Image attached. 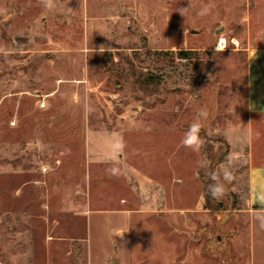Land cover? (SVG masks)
Instances as JSON below:
<instances>
[{
	"label": "rangeland",
	"instance_id": "374dc122",
	"mask_svg": "<svg viewBox=\"0 0 264 264\" xmlns=\"http://www.w3.org/2000/svg\"><path fill=\"white\" fill-rule=\"evenodd\" d=\"M247 42L264 45V0H0V264H102L97 213L127 195L123 161L160 172L173 217L202 225H181V264H264V213L240 212ZM200 108L197 154L180 141ZM229 159L223 198L191 213ZM140 217L132 261L156 264Z\"/></svg>",
	"mask_w": 264,
	"mask_h": 264
},
{
	"label": "crops",
	"instance_id": "0c3cea01",
	"mask_svg": "<svg viewBox=\"0 0 264 264\" xmlns=\"http://www.w3.org/2000/svg\"><path fill=\"white\" fill-rule=\"evenodd\" d=\"M245 110L248 126L246 128L247 140V165H246V182L247 194L245 205L240 212L250 214L264 213V149L256 151L252 149V143L256 138L262 136L258 129L264 128V45L245 44ZM262 125H257V121ZM264 137V136H262ZM258 140V139H257ZM261 143V142H260ZM264 143V139H262ZM117 157L121 158L117 153ZM122 160V159H119ZM123 164L124 181L127 184L126 196H120L115 206H110L107 213L100 210L97 214L106 215L108 221L101 224L105 229L99 235V244L101 250L102 264H140L141 262L132 261L130 252L131 243V219L132 214L141 215L134 221V225L145 227L144 232L152 231L147 227H158L157 234L153 239L157 242L159 250L156 264H181L178 248L181 225L185 229H199L196 222L192 224L188 220H182V223L173 217L174 214L182 216L183 210L174 208L169 204L168 199L171 194L165 189L162 183V174L160 172H141L135 167ZM178 177L172 176L170 185L178 183ZM110 200H112L110 198ZM203 200L197 197V209L194 214H206L208 210L204 208ZM167 216V217H165ZM155 219H152V218ZM142 218V219H141ZM191 225V226H190ZM141 228H139V232ZM143 238V236H139ZM137 238V237H136ZM167 248V250H165ZM103 253V254H102Z\"/></svg>",
	"mask_w": 264,
	"mask_h": 264
},
{
	"label": "clouds",
	"instance_id": "9594fccd",
	"mask_svg": "<svg viewBox=\"0 0 264 264\" xmlns=\"http://www.w3.org/2000/svg\"><path fill=\"white\" fill-rule=\"evenodd\" d=\"M42 7L48 11H52L55 8V0H40ZM211 6L209 5L208 8ZM207 10V9H206ZM201 15H204L205 12H201ZM225 41H220V46L215 48L216 52L224 50ZM207 117V111L205 108H200L194 120L189 125L187 131L184 133L183 138L180 143L184 148L190 149L192 152L199 154L204 146V140L201 136L202 130V119ZM208 162L206 158H203L199 161V167L207 168ZM234 165L231 159L229 162L220 170L219 173L212 171L209 179L212 181L208 185V193L214 200L222 199L226 193V184H231L234 179ZM264 227V224L261 225Z\"/></svg>",
	"mask_w": 264,
	"mask_h": 264
},
{
	"label": "trees",
	"instance_id": "16d2710c",
	"mask_svg": "<svg viewBox=\"0 0 264 264\" xmlns=\"http://www.w3.org/2000/svg\"><path fill=\"white\" fill-rule=\"evenodd\" d=\"M209 185V184H208ZM208 185H205V195H204V208L209 211V213L213 212L215 209L216 200L212 199L208 193Z\"/></svg>",
	"mask_w": 264,
	"mask_h": 264
},
{
	"label": "built area",
	"instance_id": "2783aa9c",
	"mask_svg": "<svg viewBox=\"0 0 264 264\" xmlns=\"http://www.w3.org/2000/svg\"><path fill=\"white\" fill-rule=\"evenodd\" d=\"M221 40H224V41H225L224 50L226 49V47H227V40H226L224 37H222V36H219V37H218V39H217V41H216V43H215V45H214V49H215L216 47L220 46V41H221ZM234 44H235V43H234Z\"/></svg>",
	"mask_w": 264,
	"mask_h": 264
}]
</instances>
